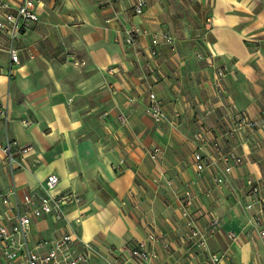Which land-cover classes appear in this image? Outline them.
Segmentation results:
<instances>
[{
	"label": "crops",
	"instance_id": "1",
	"mask_svg": "<svg viewBox=\"0 0 264 264\" xmlns=\"http://www.w3.org/2000/svg\"><path fill=\"white\" fill-rule=\"evenodd\" d=\"M148 2L146 14L135 17L131 0H40L39 21L17 41L20 65L10 76L8 41L0 34V52L5 53L0 108L8 111L7 122L0 117V146L9 139L34 145L42 156L53 153L50 162L43 157L35 173L11 176L1 167L0 192L15 183L22 196L50 174L60 178L61 192L74 191L85 159L94 154L101 166L115 159L125 163L132 182L119 196L126 200L88 214L75 227L58 225L60 233L93 243L100 256H107L111 245L143 243L156 251L155 264H210L209 256L223 253L229 259L221 264H264V237L245 208L247 180L264 188V0ZM131 26L165 30L175 39L156 48L160 75L149 72L148 39L133 47L125 44ZM219 66L228 69L222 88L216 82ZM150 93L163 102V124L147 113ZM246 113L253 120L247 136L256 143L235 131ZM24 121L31 125L25 127ZM199 132L221 145L220 153L211 145L201 149L213 160L202 177L192 159L201 148L193 143ZM155 148L167 150L166 156L152 160L148 154ZM232 149L244 162L226 176L223 155ZM3 158L0 152V163ZM99 172L89 175H109L102 168ZM135 174L145 182L134 184L130 175ZM218 174L226 177L221 187L214 182ZM186 192L200 228L213 220L222 224L207 251L189 240L181 214ZM151 225L158 234L155 244L147 241ZM54 229L50 219L35 221L33 237L46 238Z\"/></svg>",
	"mask_w": 264,
	"mask_h": 264
},
{
	"label": "built area",
	"instance_id": "2",
	"mask_svg": "<svg viewBox=\"0 0 264 264\" xmlns=\"http://www.w3.org/2000/svg\"><path fill=\"white\" fill-rule=\"evenodd\" d=\"M131 2L132 14L135 17L146 14L148 0H131ZM39 3L40 0H22L20 4L0 0V34L8 41L7 53L11 63L7 76H10L13 66L20 65V51L16 43L25 32L38 23L36 8ZM125 34V44L130 47L135 46L142 38L150 41L152 51L148 69L151 75H160L161 67L157 61L156 48L165 44H174L175 39L165 30H150L141 26H131ZM227 73V67H217L216 82L219 88H222L221 83ZM148 98V115L156 124L165 122L166 113L163 102L154 93H150ZM0 117L7 122L8 111L0 108ZM22 123L25 127L31 125L26 121ZM252 126L253 120L249 114H242L239 127L235 131L243 137L245 134L247 140L256 143L253 135L247 136ZM193 143L201 145V148L194 152L192 159L196 175L202 177L212 166L213 160L204 155L201 149L211 145L214 151L220 153L221 145L218 141L209 142L203 132L194 135ZM0 152L4 157L3 162L0 163V170L4 168L11 176H14L24 167L25 160L36 154L37 150L32 144L22 146L16 141L7 139L6 143L0 146ZM149 155L155 160L162 155V152L155 148L149 152ZM223 161L224 175L228 176L235 167L243 164L244 159L232 149L223 155ZM214 182L221 187L225 184L226 177L218 174L214 177ZM60 185V178L50 174L37 188L27 191L22 196L15 183L9 189L0 192V264H95L96 260H100L102 264H155L158 259L156 251L147 248L143 243L137 247L111 245L107 249V256H100L93 243L74 237L72 233H60V227L64 226L61 224L68 221L67 210L73 205L78 206L80 202L74 191L61 192ZM246 188L249 202L246 203L245 208L251 215L253 227L264 237V188L250 179L247 180ZM184 196L181 214L187 222L189 240L193 241L195 246L198 245L207 251L209 239L215 233L222 231V224L213 220L210 226L200 228L191 211L193 198L188 192ZM78 215L81 216L80 212ZM79 216L74 220L76 225L82 223ZM44 219H50L55 229L46 238L34 239L33 224L35 221ZM58 225L61 226L58 227ZM150 228L147 241L155 244L158 241L157 230L154 225ZM233 238L237 239L234 236ZM228 259L229 256L226 253L209 256L210 264H221Z\"/></svg>",
	"mask_w": 264,
	"mask_h": 264
},
{
	"label": "rangeland",
	"instance_id": "3",
	"mask_svg": "<svg viewBox=\"0 0 264 264\" xmlns=\"http://www.w3.org/2000/svg\"><path fill=\"white\" fill-rule=\"evenodd\" d=\"M8 48V47H7ZM4 54L3 52H0V63L4 60ZM122 122H124V119H121ZM164 123V122H163ZM162 123V124H163ZM162 152V156L165 157L167 150L160 149ZM53 156L52 150H49L47 155L44 154V156L41 155V153H36L31 156H29L25 160L24 167L19 169L18 171H29L32 173H35L39 171L40 167L44 164L43 157L46 161L50 162L51 158ZM148 156L151 158V156L148 154ZM93 159V160H92ZM92 160V161H91ZM153 160V159H152ZM97 161L94 159V154L91 155L90 160H86L83 162V167L85 169V172L81 171L82 175L80 176L82 178V181L77 182V187H75L74 192L77 194V196L80 199V202L78 203V206H71L70 213L68 214V221H65L63 225L67 228L69 226L75 227L74 220L79 216L82 220H84L88 214H95L99 211H102L105 208L108 207H116L119 202H124L126 199L125 197H121L119 199V196H122V190L124 189V185L128 184L130 187L132 182L127 180L128 176L125 173L124 165H121L115 161V159L110 160V162H106L105 165H100L99 163L95 164ZM102 168V170L105 172V174H109L108 176L103 177H97L94 175H89L90 173L97 171L98 174H100L99 169ZM74 169H78V166H76ZM17 171V172H18ZM134 184L138 181L142 182L143 176L142 175H136L133 177ZM141 177V178H140ZM131 178V180H132ZM144 179V178H143ZM63 185L67 188H71V185L69 183V180H63ZM138 184V183H137ZM70 185V186H69ZM68 189L66 193L72 191ZM130 192V191H129ZM127 199H130L127 193ZM119 217L120 213L115 211ZM65 228V229H66ZM80 228V227H79ZM80 233H78V236L80 237Z\"/></svg>",
	"mask_w": 264,
	"mask_h": 264
}]
</instances>
